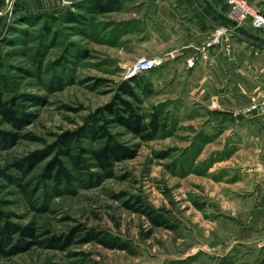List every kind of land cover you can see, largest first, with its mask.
Listing matches in <instances>:
<instances>
[{"label":"rangeland","instance_id":"1","mask_svg":"<svg viewBox=\"0 0 264 264\" xmlns=\"http://www.w3.org/2000/svg\"><path fill=\"white\" fill-rule=\"evenodd\" d=\"M246 1L264 17V0ZM70 12L76 21L66 19ZM129 26L113 13L79 9L74 0H0V93L30 117L14 128L0 116V129L16 134L0 143V225L11 228L0 243V264H264V213L246 212L264 193V114L241 112L257 93L244 94L234 117L221 119L197 102L161 98L154 70L143 75L146 93L137 89L134 103L146 115L159 112L162 127L153 139L95 123L134 146L133 158L116 162L112 176L95 178L100 171L82 152L104 138L69 140L70 154L81 156L78 168L61 154L60 135L99 116L125 79L111 52ZM260 54L252 55L262 61L256 71L263 79ZM32 153L39 161L30 166ZM57 160L68 183L46 173ZM142 207L166 225L155 226ZM25 226L34 228L33 237L22 235ZM92 232L128 247H107L91 240ZM52 235L63 249L39 243ZM20 237L34 245L11 251Z\"/></svg>","mask_w":264,"mask_h":264},{"label":"crops","instance_id":"2","mask_svg":"<svg viewBox=\"0 0 264 264\" xmlns=\"http://www.w3.org/2000/svg\"><path fill=\"white\" fill-rule=\"evenodd\" d=\"M224 10L223 0H120L118 9L105 12L132 28L122 33L119 46L112 47L116 66L126 68L140 56H163L164 64L151 70H156L153 82L160 85L161 98L190 100L221 119L234 117L232 112L240 107L244 94L252 98L263 88L262 76L256 71L262 61L255 56L264 51H259L264 34L245 27L229 37L231 53L226 55L222 41L204 49L214 28L229 24ZM240 44L248 49L241 50ZM188 59H194L192 66L186 63ZM260 127L264 132V126ZM263 195L246 212L251 209L256 214L254 209L261 208L264 213ZM261 245L260 261L264 263Z\"/></svg>","mask_w":264,"mask_h":264},{"label":"trees","instance_id":"3","mask_svg":"<svg viewBox=\"0 0 264 264\" xmlns=\"http://www.w3.org/2000/svg\"><path fill=\"white\" fill-rule=\"evenodd\" d=\"M74 4L79 9H82L86 12L94 13V14H102L108 11H113L119 8L120 0H79L76 2L74 0ZM223 15V14H222ZM78 17L75 13H68L66 19L69 21H76ZM224 19L228 22V20L223 15ZM111 42V40H110ZM144 75V74H143ZM143 75L135 76L132 78L124 79L122 82L118 84L117 92L114 94L113 98L105 103L98 111L102 113L99 116H96L95 121L94 117L89 121H86L85 124L78 127L76 130L65 131L60 135L57 145L61 148V154L66 157H71V162L77 164V168L82 164L80 163V157L77 154L71 155L70 149L67 146L68 142L72 138L86 137V138H104V142L96 148H87L85 153L93 161V164L97 169H99V173L94 174L95 178L99 177H109L112 176L113 165L121 160L133 158L137 149L134 146H130L124 144L120 141H117L112 134H110L103 124L95 125L96 122L105 120L106 123L113 122L122 127H124L127 131L132 134L140 137L142 140H150L153 139L159 130L162 127L161 117L158 111H151L148 115L138 111L137 107L134 105L138 101V94L136 92L137 89L145 92L146 90V81L143 78ZM148 91V90H147ZM146 93V92H145ZM130 98L131 100L127 99ZM104 114H107L110 118H105ZM0 116L10 123L14 128H21L24 125L30 122V117L28 114L21 112L13 101L4 100L0 93ZM16 134L1 130L0 129V143L12 141ZM29 160L30 166L35 165L37 161H39L36 153L30 154V156L26 157ZM53 171V174L50 173ZM46 173L50 177L51 180L60 181V179H65L68 183L69 179H72L69 176L65 169L61 166L59 160L55 162H51L47 169ZM63 181V180H62ZM61 182V181H60ZM136 208V207H135ZM141 210L145 213L155 226H161L165 224V220L163 216L159 213H154L153 210H149L148 208L142 207ZM139 209V208H137ZM166 225V224H165ZM11 228L8 223H4L0 225V243H2L3 239H8L11 237L10 235ZM24 236L33 237L35 230L32 226H25L23 229ZM89 238L91 240H96L99 243L104 244L110 248H119V249H127V244L123 240H119L118 238H108L106 236H99L98 233L92 232L89 234ZM88 238V239H89ZM68 241V238L66 239ZM46 242V244L51 245L52 247H61L63 249L65 247L64 242H61L60 237H56L54 235L45 239L44 241H40L39 243ZM68 243V242H66ZM34 245V242H27L23 237L19 238V241L16 242L13 247H11V251L19 252L23 249H27ZM0 244V251H4ZM15 253V252H14Z\"/></svg>","mask_w":264,"mask_h":264},{"label":"built area","instance_id":"4","mask_svg":"<svg viewBox=\"0 0 264 264\" xmlns=\"http://www.w3.org/2000/svg\"><path fill=\"white\" fill-rule=\"evenodd\" d=\"M225 10L223 15L228 20V25H218L214 28L211 36L207 40L204 49L211 47L215 44H219L222 41V46L226 53L230 52V44L228 42L229 36L237 29H244L245 27L253 30H264V17L260 14L254 13L249 8L246 0H223ZM264 47V41H263ZM204 59H207L206 54L202 55ZM163 56H140L133 63L125 68L123 77L125 79L135 76L143 75L149 71L160 67L164 63ZM186 63L189 66L194 64V59H188ZM264 80V71H263ZM258 99L245 106L241 112L246 115H263L264 114V83L261 93H259Z\"/></svg>","mask_w":264,"mask_h":264}]
</instances>
